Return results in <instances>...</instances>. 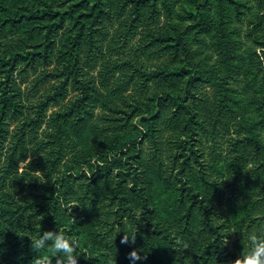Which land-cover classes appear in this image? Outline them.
I'll return each mask as SVG.
<instances>
[{
  "label": "trees",
  "instance_id": "16d2710c",
  "mask_svg": "<svg viewBox=\"0 0 264 264\" xmlns=\"http://www.w3.org/2000/svg\"><path fill=\"white\" fill-rule=\"evenodd\" d=\"M141 1L147 0H136L138 12ZM224 1L217 0L219 24L228 17ZM103 6V0H0V264H30L45 257L47 264H58V254L35 252L27 235L34 238L50 229L76 241L77 264H129L133 248L146 257L136 264L234 260L238 252L229 238L239 246L245 232L233 236L228 219L210 199L211 194L222 197L223 188L209 177L198 146L207 117L202 119L198 106L205 71L192 66L187 55L173 68L144 71L140 89L159 91L137 104L121 93L120 102L130 109L104 101L107 112L96 117L93 99L103 94L83 67L92 66L93 30L109 14ZM187 11L200 32L210 31L216 21L195 2ZM67 17L73 18L76 32L67 30L58 46ZM258 23H264V14ZM15 35L24 38L14 40ZM167 41L185 48L182 32L153 31L152 43ZM54 60L57 68L37 76L33 88L49 86L31 106L26 104L16 80L20 65L22 75ZM151 81L158 85L153 91ZM70 90L75 93L67 100ZM225 95L211 106L216 126L225 110L233 111ZM51 106L61 107L48 114ZM160 123L177 132L164 140ZM258 143L261 153L264 142ZM234 151L239 154L231 157L229 187L235 192L243 156L240 147ZM195 166L201 189L191 180ZM252 189L262 194L254 202L264 199V182ZM231 211L239 215L240 210ZM124 231H136L135 241L121 243Z\"/></svg>",
  "mask_w": 264,
  "mask_h": 264
},
{
  "label": "rangeland",
  "instance_id": "374dc122",
  "mask_svg": "<svg viewBox=\"0 0 264 264\" xmlns=\"http://www.w3.org/2000/svg\"><path fill=\"white\" fill-rule=\"evenodd\" d=\"M103 1V7L109 14L103 15L101 21L95 25L92 66L83 67L87 78L101 87L103 94L102 97L93 99L96 117L107 112L103 107L104 101L119 105L122 111L130 109L128 104L120 102L118 96L121 93L128 96V102L135 103L138 100H149L151 94L159 91L161 88L153 93H143L140 89L143 77L141 79L140 75L144 71L156 73L162 68H173L181 64L184 55H187L192 66L202 68L207 76L199 87V100L202 99V102L198 106L202 119L207 117L199 132L198 146L209 177L223 188L222 197L211 194L210 199L223 212L224 218L228 219L234 231L233 236L245 232L239 246L233 237L229 238V246L235 248L239 256L247 248V236L250 233L264 232V199L254 202L262 194H253L252 189L261 181L264 182V148L261 153L256 149L259 139L264 142V96L261 93L264 82V44L258 41L264 42V23H258L264 14V0H237L239 7L225 0L228 17L224 24L218 23L220 20L217 0H169L168 5L163 0H147L139 3V12L135 9L136 0ZM194 2L216 20L210 31L200 32L199 26L195 25V19L188 15V7ZM73 22V18L67 17L64 33H59L58 46L67 30L76 32ZM153 31L182 32L185 48L170 46L168 43L172 41L152 43ZM20 38L23 39L24 36L15 35L14 40L19 41ZM6 39L1 41L5 42ZM22 67L20 65L18 71ZM136 67L137 74L133 81L131 74ZM56 68L57 61L54 60L49 65H41L37 71L29 68L28 74L20 75L17 71V84L23 89L26 104L31 106L49 86L40 85V91L34 89L37 76ZM254 79L257 82L255 85ZM103 80H108L107 85L102 84ZM137 80H141V83L137 84ZM157 87L154 81L150 82V91ZM74 93L70 90L67 100ZM224 93L233 111L229 113L227 110L226 113L225 110L224 121L216 126L213 123L215 113L211 106L214 108ZM61 106H51L48 114ZM159 126L163 130L164 140L177 132L174 128L168 130L163 123ZM238 147L241 148L243 156L239 158L242 174L235 180L238 185L234 192L229 187L234 178L230 164L231 157L235 153L239 154L234 151ZM194 174L196 177L191 180L201 189L202 180L197 166L194 167ZM232 208L240 210L239 215H234ZM252 217L258 218H254L248 228L247 224Z\"/></svg>",
  "mask_w": 264,
  "mask_h": 264
},
{
  "label": "clouds",
  "instance_id": "9594fccd",
  "mask_svg": "<svg viewBox=\"0 0 264 264\" xmlns=\"http://www.w3.org/2000/svg\"><path fill=\"white\" fill-rule=\"evenodd\" d=\"M135 233L125 232L121 237V243H129V238L132 242L135 241ZM30 237V247L35 252L47 250L50 253L58 254V264H77V243L65 233L58 230H45L34 238ZM227 243L225 240L224 244ZM184 248L188 247L187 244L183 245ZM129 264H136L137 261L146 259L140 252L133 248L128 253ZM48 258L43 260H32L30 264H47ZM225 264H264V232L250 233L247 236V248L234 260L225 262Z\"/></svg>",
  "mask_w": 264,
  "mask_h": 264
}]
</instances>
